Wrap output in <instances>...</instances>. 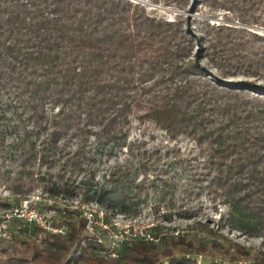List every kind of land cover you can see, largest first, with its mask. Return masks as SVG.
<instances>
[{
  "label": "trees",
  "instance_id": "trees-1",
  "mask_svg": "<svg viewBox=\"0 0 264 264\" xmlns=\"http://www.w3.org/2000/svg\"><path fill=\"white\" fill-rule=\"evenodd\" d=\"M149 1L181 9L188 3ZM211 1L218 7L223 0ZM228 1L244 23L264 10V0ZM210 30L206 56L220 75L191 57L180 16H153L140 1L0 0V179L16 197L14 205L40 189L50 197L81 195L136 214L143 183L137 182L138 172L149 168L142 161L133 166L132 160L140 149L144 159L153 153L144 140H127L130 121L137 119L152 122L170 139L195 141L205 155L195 178L205 181L201 189L213 194L214 205H226L227 215L244 229H264V84L225 80L232 68L264 80V50L254 45L261 37L239 27ZM91 137L96 146H108V153L126 148L128 155L101 180L90 168ZM161 182L167 185L165 178ZM175 202L172 194L167 207L176 210L170 216H195L193 208ZM83 237V221L71 219L65 235L43 234L39 243L31 242L27 256H10L7 264H75L85 251L91 253L85 264L155 262L148 247H131L134 243L119 259L103 258L93 246L82 249ZM177 261L197 264L191 258L169 264Z\"/></svg>",
  "mask_w": 264,
  "mask_h": 264
},
{
  "label": "rangeland",
  "instance_id": "rangeland-1",
  "mask_svg": "<svg viewBox=\"0 0 264 264\" xmlns=\"http://www.w3.org/2000/svg\"><path fill=\"white\" fill-rule=\"evenodd\" d=\"M132 1L142 2L147 11L156 17L176 20L180 16L186 34L191 39L190 55L196 58L208 73L220 75V71L206 56L210 46V35L206 31L215 30L218 25L245 28L257 33L261 39L255 41L254 45L259 50H264L262 8L254 13L253 16L257 19L251 20L253 23H244L234 2L228 0H223L218 7H213L211 0H188L183 9L162 3L155 4L149 0ZM245 78L264 84V80L258 76H247L243 68H232L225 74V80ZM127 140L133 143L144 140V148L153 152L144 159L141 158L140 149L136 151L138 156L132 160L133 166L142 161L144 168L149 170L147 174L143 173L142 168L138 172L137 182L143 180L140 190L141 203L138 212L129 216H139L144 223L155 224L153 230L160 234V241L156 244L134 243L130 245L131 247L138 245L148 247L154 256V264H169L173 258H191L197 264H253L256 260L264 263V229H254L255 231H252L251 227L244 229L227 215L226 205H214L218 202L217 199L214 200L213 194L208 195L201 189L205 181L199 182L195 179L203 171L205 163L204 152L195 141L185 136L170 139L152 122L137 119L130 121ZM87 143L86 149L93 153L94 161L90 163V168L95 172V180H101L106 170L123 163L128 157L126 148L122 150L115 148L108 153V146H96L93 137ZM163 178L166 179L167 185L172 183L174 185L167 186L161 182ZM38 192H41L40 189L30 192L29 195ZM163 194L166 195L164 201L160 203ZM172 194L175 196L176 206L193 208L196 211L195 216L191 218L170 216L169 212L176 210V207L175 209L167 207ZM77 197L81 198V195ZM15 198L0 179V214L14 206ZM158 205L160 210L156 212L154 206ZM55 220L59 222L60 217L56 216ZM6 228L11 237L0 239V264H7L10 256H27L31 242L36 239L39 243L43 238V234L39 239L35 229H28L21 222L11 221L6 224ZM210 228L214 230V234L208 231ZM179 235H184L187 241H180ZM89 254L91 256L89 251H85V257ZM84 258L75 264H85Z\"/></svg>",
  "mask_w": 264,
  "mask_h": 264
},
{
  "label": "built area",
  "instance_id": "built-area-1",
  "mask_svg": "<svg viewBox=\"0 0 264 264\" xmlns=\"http://www.w3.org/2000/svg\"><path fill=\"white\" fill-rule=\"evenodd\" d=\"M56 216L60 217L59 222ZM74 218L83 221L81 246L97 248L103 258L119 259L123 248L132 243L160 241V234L153 230L155 224L144 223L139 216H129L78 197H50L42 192L28 195L0 214V239L11 237L6 228L11 221L38 229L40 239L42 234L65 235L66 222Z\"/></svg>",
  "mask_w": 264,
  "mask_h": 264
},
{
  "label": "water",
  "instance_id": "water-1",
  "mask_svg": "<svg viewBox=\"0 0 264 264\" xmlns=\"http://www.w3.org/2000/svg\"><path fill=\"white\" fill-rule=\"evenodd\" d=\"M180 263H182L181 261H177L175 264H180Z\"/></svg>",
  "mask_w": 264,
  "mask_h": 264
}]
</instances>
